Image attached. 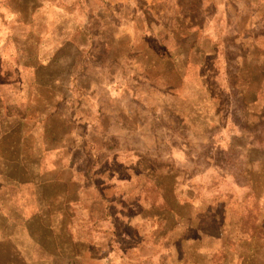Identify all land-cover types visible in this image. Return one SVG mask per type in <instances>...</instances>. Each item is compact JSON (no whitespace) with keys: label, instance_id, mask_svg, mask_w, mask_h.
I'll list each match as a JSON object with an SVG mask.
<instances>
[{"label":"rangeland","instance_id":"374dc122","mask_svg":"<svg viewBox=\"0 0 264 264\" xmlns=\"http://www.w3.org/2000/svg\"><path fill=\"white\" fill-rule=\"evenodd\" d=\"M0 264H264V0H0Z\"/></svg>","mask_w":264,"mask_h":264},{"label":"trees","instance_id":"16d2710c","mask_svg":"<svg viewBox=\"0 0 264 264\" xmlns=\"http://www.w3.org/2000/svg\"><path fill=\"white\" fill-rule=\"evenodd\" d=\"M181 49V48H180ZM181 56H185V58H183L182 60H180L178 58V64L176 65L175 62H173V57L171 56L170 53H167L165 57H167V63L170 65L173 63V65H170L171 67H169V70H172L174 73H176L177 75L179 74V83H183L189 76V71L191 69H197V67L200 69L201 67L204 66V60H203V56L204 54H207L208 52L203 49L200 46V41L195 40L194 42H192L191 48H190V52L187 54V57L184 53V51H180ZM164 56V55H163ZM175 68L178 70L177 72H175ZM182 73H180L179 71H182ZM169 85V84H168ZM170 91H178L181 90L180 86L177 85H169L168 86Z\"/></svg>","mask_w":264,"mask_h":264},{"label":"crops","instance_id":"0c3cea01","mask_svg":"<svg viewBox=\"0 0 264 264\" xmlns=\"http://www.w3.org/2000/svg\"><path fill=\"white\" fill-rule=\"evenodd\" d=\"M181 36V35H180ZM184 36L182 35L181 36V38H183ZM157 42V41H156ZM160 42V45L158 46V48H161V49H164V46H163V43H162V41H159ZM180 42H182V39H180ZM156 44V43H155ZM158 45V44H157ZM161 55H160V58H158L160 61L163 59V61H165V62H167L166 60H167V57H165L166 56V54H164V56H162V53L161 52H159ZM166 53V52H165ZM203 57V60H204V65H205V61L207 60V58H206V54H204V55H202ZM141 57H143V56H141ZM187 57V56H186ZM137 59H139V61L141 60V58L139 57V56H137L136 57ZM178 58L180 59V60H182L183 58H185V56L183 55V56H181V53H180V51H175V53L173 54V62H175V64L177 65L178 64ZM41 58H40V56L38 57V60H40ZM141 62V61H140ZM156 64V62H154V61H149L148 62V64H147V66L148 67H153L154 65ZM170 65H173V63L171 64V62H170ZM174 66V65H173ZM175 72H177L178 70L175 68V70H174ZM180 73H182L183 72V70L182 71H179ZM169 88H168V86H167V90H168Z\"/></svg>","mask_w":264,"mask_h":264}]
</instances>
